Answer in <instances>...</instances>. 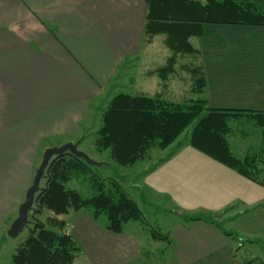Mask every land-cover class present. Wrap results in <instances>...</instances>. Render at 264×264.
Listing matches in <instances>:
<instances>
[{
    "label": "crops",
    "instance_id": "1",
    "mask_svg": "<svg viewBox=\"0 0 264 264\" xmlns=\"http://www.w3.org/2000/svg\"><path fill=\"white\" fill-rule=\"evenodd\" d=\"M146 14L147 0H0V236L8 235L18 216L46 140L77 134L90 102L108 94L106 87L111 94L120 86L119 92L144 93L147 79L158 75L154 69L162 65L154 59L166 45L163 35L146 40ZM158 38L162 46L154 44ZM192 39L200 50L208 106L264 112V26L205 23L202 36ZM173 79L175 73L163 87L160 77L163 91L156 94L175 95ZM258 144L238 156L260 154L264 176V142ZM188 145L150 171L154 183L147 177L158 193L183 204L169 238L150 236L156 247L165 243L163 264H263L253 253L264 252V185ZM9 184H15L14 193ZM184 209L208 214L192 219ZM210 215L227 226H215ZM104 231L106 238L94 237L92 246L70 232L95 264H117L110 260L117 249L126 264L144 258L135 233ZM235 231L238 239L228 234Z\"/></svg>",
    "mask_w": 264,
    "mask_h": 264
},
{
    "label": "trees",
    "instance_id": "2",
    "mask_svg": "<svg viewBox=\"0 0 264 264\" xmlns=\"http://www.w3.org/2000/svg\"><path fill=\"white\" fill-rule=\"evenodd\" d=\"M205 23L264 26V5L253 0H147L146 40L163 35L165 45L172 52L167 62L154 72L163 79V87H166L170 75L178 72V58L194 56V61L185 67L192 77L190 89L197 97L176 102L161 93L151 96L120 91L109 100L102 113L94 144L98 151L110 149L112 158L119 164L133 165L149 159L152 148H169L194 123L188 144L264 185V179L260 177L263 170L258 162L260 154L238 156L230 143L231 120L247 118L264 128V112L208 106L200 50L192 42V38L202 36ZM182 145L177 143V148ZM168 157L161 158L147 173ZM92 172V165L71 152L51 160L43 179L45 184L36 194L28 235L13 253L15 264H72L80 246L65 229L67 222L61 217L70 209L78 211L91 206L96 218L105 213L106 228L117 233L124 230L127 222L143 219V211L137 202L116 180L111 182L114 190L107 193L106 179L96 176L100 193L87 198L67 186L75 175ZM45 209L56 213V216H49L47 222L37 217ZM209 220L213 221L210 217ZM151 236L168 238L158 230H152ZM261 262L264 264V259Z\"/></svg>",
    "mask_w": 264,
    "mask_h": 264
},
{
    "label": "rangeland",
    "instance_id": "3",
    "mask_svg": "<svg viewBox=\"0 0 264 264\" xmlns=\"http://www.w3.org/2000/svg\"><path fill=\"white\" fill-rule=\"evenodd\" d=\"M112 32L116 33L117 29L113 30ZM155 40L156 42H154V44L156 43L160 46L163 45V43L161 42V38ZM192 41L196 42L195 39H192ZM138 45V42H136L133 46V49L135 48V46L137 47ZM152 46L153 45L149 47ZM162 49L164 55L155 57V65L165 64L168 59L167 56H170L172 54L170 49L166 48V46L162 47ZM178 61V72L175 75V80L173 79L174 81H172V87L175 88V95L165 94L164 97L166 99L173 100L176 102H185L191 98L197 97V95L192 93V91L189 89V85H191L192 83V77L191 74L185 68V64H191L194 61V56H180L178 58ZM149 66H153L152 62ZM112 81L109 83L108 87H110ZM160 82V76H150L145 83L146 86L144 88L142 87L141 89L145 91V94L153 96L156 94V92L163 91ZM119 88L120 89L116 88V91L112 89L111 94L110 89L106 87V89L108 90V94L110 95H108L105 92L106 89H104L103 93L105 92V94H103L99 99H95L90 102L91 108L89 109V115L87 116V118L81 119L79 121V132L77 134H60L52 136L51 139L46 140L44 145L46 144L55 146L61 145L68 141L76 142L78 140H81L79 146L80 149L85 151L91 158L100 162L101 164L92 165V173H79L75 175L71 179V181L68 182L67 186L73 189H77L83 197L87 198L100 193L99 186L95 181L96 176L100 177L101 179H106L107 186L105 187V191L107 193L114 190L111 185V182H113V180L118 181L119 184L123 187V189L133 198V200L137 202V204L143 211V219L131 220L127 222L124 226V230L120 232L122 234L135 233L136 237H138L140 240V246L144 258H134L129 264H163L166 260V256L163 255V253L161 252V246L165 245V243H162L161 245L159 244V247L154 246V243L151 241L150 238L151 231L158 230L161 233L167 234L169 238V233L166 232L171 227V224L181 220L182 216L179 214V211H181V205L183 204L178 205V200L172 199L169 193H158L156 191L157 189L149 184L147 177L152 183H154L155 180H153V174L151 175V172L147 173V171H149L150 168L161 158H166L170 156L171 153L173 154L177 149V143L183 144V147H185V145H188L189 136L194 127V123H192L180 135L179 139L175 141L166 150L152 148L150 151L149 159L136 162L133 165L119 164L112 158L110 149L98 151L94 144L96 132L101 124L102 113L106 109L111 95H115L119 92V90L123 89L122 86H120ZM231 126L232 131L230 133V143L231 147L233 148V151L237 155L243 154L245 148L248 146H258L260 139L264 142V128H261L253 120L247 118L233 119L231 120ZM44 145L38 151L36 163L34 165L35 171L39 167L40 162L42 160V154L45 150ZM188 146L192 148L191 145ZM260 151H263V149ZM148 174L150 175L148 176ZM260 177L264 179L262 172L260 173ZM44 184L45 180L42 181L41 187L44 186ZM9 185L11 186L10 191L14 193L16 191L15 184ZM192 208L194 209V207ZM182 212L187 216H193V218L197 214L199 216L201 214L205 216L206 214H208L206 213V210L200 212L199 210L184 209V211ZM49 216H56V213L53 210L45 209L41 214L37 215L40 220L45 222H47V218ZM61 217L67 222L65 229L68 230L69 233H71L70 231L74 230V232H78L80 235H83L84 238H87L89 246H92L94 244L91 241L94 237L99 242H101L102 238H106L104 229H106V222L108 221L107 215L103 213L98 218H96L93 214V208L91 206L85 207L83 211L80 212H77L74 209H70L68 213L63 214ZM207 219H209V217ZM210 219L213 220L211 221V223L215 224V226L221 224V218H218L215 215H210ZM221 225L222 227H226L227 223L223 222ZM28 231V228H26L21 234H19L15 238H11L8 235H4L3 237L2 235L0 236V264H15L13 262V253L16 251V248L20 245L24 238L28 235ZM233 235L238 239L236 231L235 233H233ZM76 238V241L80 246V250L72 264H95L91 259V255L88 249H84L83 241H81L78 237ZM156 239L160 241L164 240L163 238ZM241 240L242 242L246 241V239L243 238H241ZM81 245H83V253H81ZM262 248L264 250V247ZM170 251V249L167 250L168 253H170ZM245 253L247 256L251 254L249 252ZM253 254L254 256H261L262 259H264V252L261 253L258 252V250H255V253ZM124 258H127V256H125L122 251H119L117 249L116 254L111 256L110 260L112 262H116L117 264H126Z\"/></svg>",
    "mask_w": 264,
    "mask_h": 264
},
{
    "label": "water",
    "instance_id": "4",
    "mask_svg": "<svg viewBox=\"0 0 264 264\" xmlns=\"http://www.w3.org/2000/svg\"><path fill=\"white\" fill-rule=\"evenodd\" d=\"M80 142L68 141L61 145L47 147L43 153L42 161L36 170L33 183L26 192V199L19 207L18 216L12 222L7 234L11 238L21 234L31 223L30 214L33 211L36 194L41 189L42 180L44 179L46 169L50 165L51 160L58 155L71 152L78 157L83 158L90 165H100L101 163L91 158L85 151L80 149Z\"/></svg>",
    "mask_w": 264,
    "mask_h": 264
}]
</instances>
